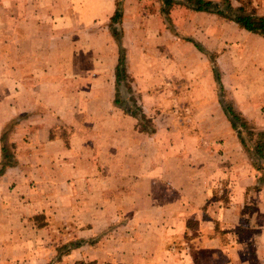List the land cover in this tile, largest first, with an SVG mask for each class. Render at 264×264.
<instances>
[{
	"label": "crops",
	"instance_id": "crops-1",
	"mask_svg": "<svg viewBox=\"0 0 264 264\" xmlns=\"http://www.w3.org/2000/svg\"><path fill=\"white\" fill-rule=\"evenodd\" d=\"M116 11L124 26L118 45L107 28ZM126 34L135 35L127 45ZM121 46L148 111L163 106L157 93H185L173 75L200 77L203 63L192 71L179 65L173 75L162 71L155 77L163 86L148 75V0H0V264H264V224L238 230L250 247L204 214L213 178L229 172L238 203L224 213L233 217L258 187L250 205L254 215L264 214V183L245 156L239 163L233 157L237 150L230 148L242 144L235 139L229 147L222 107L183 103L192 125L212 127L194 131L191 142L183 119L174 118L177 107L161 110L148 135L138 133L136 119L115 105ZM215 135L225 148L218 165L204 151ZM5 141L17 143L11 161H4L11 158ZM186 219L202 223L187 247ZM143 222L146 231L138 230ZM174 238L181 246L170 244ZM217 238L218 245L230 240L215 246Z\"/></svg>",
	"mask_w": 264,
	"mask_h": 264
},
{
	"label": "rangeland",
	"instance_id": "rangeland-1",
	"mask_svg": "<svg viewBox=\"0 0 264 264\" xmlns=\"http://www.w3.org/2000/svg\"><path fill=\"white\" fill-rule=\"evenodd\" d=\"M212 1L222 2V0ZM230 2L235 8L230 11L232 14L237 12L236 10L239 6H243L245 8L244 11H253L258 15H264V0H230ZM190 3L187 0H148V75L150 73L154 75L153 77L159 76L162 71L166 70H169L173 75V73H177L179 65L185 66L186 69L189 68L188 70L192 71L197 68V63H203L200 77L192 78V76H189L188 79H185L178 78V75H173L175 79L174 85L178 87L183 82L182 86L185 93L177 92L174 95L171 93H157L158 101L163 103V106H160V108L153 107L154 109L152 108L151 111H148L143 106L141 95L136 93L137 90L133 88L138 85L136 82H132L131 77L128 75V73L133 74V71L125 68V49L121 46L118 50L114 72L116 76V67L120 57L123 60L124 72L119 79L116 77L118 93L115 96V105L124 109L136 119L137 131L138 133L143 132V135L144 133L148 135V132L153 130V126L156 125L153 119L156 118L158 113L160 114L161 110L168 108L169 111L177 107L179 111L175 113L174 118L175 120L179 119V121L183 119L181 121L186 124L187 141L190 142L192 141L190 138L194 137V131L199 130L204 133L210 128L192 125L193 112L191 107L186 109L183 103L188 104L189 101V106L195 104L198 107L199 103L204 102L211 103L212 106V101H214L222 109L230 106L239 119H243L246 123L245 127H242V120H239L235 122L236 126L233 127L228 119V127L232 134L229 147L235 146V139L240 141V137H242L244 140V144L240 141L242 145L239 148L235 146L236 148H230V151L237 150L233 157L236 156L238 163L247 158V161L249 160L248 163L257 171V182L264 183V158L258 155L254 149L258 142L264 141V137H260V135H264V130L260 128L262 125L259 124L261 120L262 122L264 121V35L240 28L230 17L214 12L195 11L188 5ZM221 8H224V5ZM121 16L122 14L116 11V14L111 19V24H117ZM111 24L107 28L111 36H113L112 39L118 45V41H121L123 35L124 26ZM142 30L144 31L143 28ZM144 36H147V33L139 35L141 38ZM132 38H135V35H125L126 45ZM168 60L170 64L166 66L164 61ZM156 78L155 81L158 80L157 83H160L159 85H165L161 83L160 77ZM168 87H170L171 91L172 86L168 85ZM203 87L207 88L208 91L204 90ZM156 88L155 90H162L159 86ZM132 89L134 92H132ZM174 89L178 91V89ZM165 96L170 99V104L164 102L162 97ZM174 103H178V105L175 104L174 106ZM243 109H250L252 115L247 117ZM141 113L145 115V118H142ZM169 115L170 113L168 112ZM219 128H222V126H219ZM238 131L240 132V137ZM208 135L206 134L205 140L211 139V136ZM218 136L220 137V135H215L213 138L214 143H209V145L207 144L208 147L203 148L205 153L210 152L208 154L209 160L216 165L222 162V154L225 149L223 142L218 141ZM137 140L138 144L143 145L141 151H144V139L138 138ZM16 144L15 142H4L6 154L11 156V158H6L4 161L12 160V157H14L12 153ZM172 144L175 146V143ZM185 148L187 152L188 148L192 147L186 144ZM146 151L148 152V145ZM242 155L246 158H242ZM186 158L188 157L186 156ZM222 177L213 178L211 187L208 190L207 202L203 206L204 214L211 216L212 219L216 217L214 225L217 230L233 233L235 235L233 241L242 242L250 246L252 240L245 236L240 238L241 234H239L238 230L240 228L249 229L250 225L263 226L264 214L259 210L257 215H254V210H252L250 205L255 197L253 195H256L259 188L253 187V189L248 191L250 194L245 202L246 204L233 213V217H231L229 213H224V208L232 201L233 204L238 203L235 200L237 196V179L232 172L226 173ZM189 196L192 197L193 195L188 194L187 197ZM143 208L144 205H138L136 210ZM227 208H229L228 205ZM236 213L240 215L238 216ZM143 214L145 213L142 212ZM188 221L187 219L185 220V228L183 230H185L184 234L186 237H184L183 244H181L186 247L189 242V233L202 226V223L198 221ZM204 222L207 224L205 220ZM142 224L143 226L138 230L146 231L148 223L146 226H144V222ZM142 236L144 241H148V233H143ZM174 239V242L170 244H174L176 248L181 246L179 244L181 242L180 239ZM229 240L230 238H222L220 239L222 245H218L217 238L216 240L214 239V244L216 241L215 246H223ZM224 257L221 255L217 256L216 262L220 263ZM203 262L201 259L199 263L202 264Z\"/></svg>",
	"mask_w": 264,
	"mask_h": 264
},
{
	"label": "trees",
	"instance_id": "trees-1",
	"mask_svg": "<svg viewBox=\"0 0 264 264\" xmlns=\"http://www.w3.org/2000/svg\"><path fill=\"white\" fill-rule=\"evenodd\" d=\"M187 2H191V8L195 11H205V12H214L225 17H230L232 21H234L240 28L245 29L247 31L263 34L264 35V15H258L253 11L247 12L244 11L245 8L243 6H239L237 8V12L234 14L230 13L232 9H235L230 0H222L212 1V0H187ZM224 5V8H221ZM122 57L119 58L118 65L116 67V77L119 79L120 75H123L124 67L122 64ZM224 113L227 115L228 119L231 122L233 127L236 126L235 122L242 120V127H245L246 123L243 119H239V117L233 112L230 106L223 107ZM142 118H145V115L141 113ZM234 119V120H233ZM240 132L238 131V135L240 137ZM261 138L264 135H260ZM240 141L244 144V140L240 137ZM256 153L264 158V141L258 142L254 147Z\"/></svg>",
	"mask_w": 264,
	"mask_h": 264
}]
</instances>
